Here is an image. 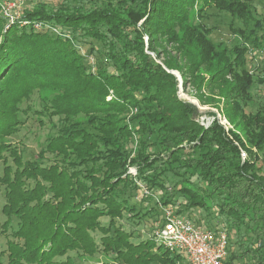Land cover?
<instances>
[{"label":"trees","instance_id":"trees-1","mask_svg":"<svg viewBox=\"0 0 264 264\" xmlns=\"http://www.w3.org/2000/svg\"><path fill=\"white\" fill-rule=\"evenodd\" d=\"M119 2L86 12L39 4L10 25L0 15V214L7 239L0 264L3 257L5 264H185L153 238L132 242L117 224L124 213L142 214L125 195L138 189L137 179L149 191L172 183L175 195L160 201H176L177 213L214 202L236 236L226 263L264 264V104L253 114L244 111L253 86L247 57L262 48L257 33L264 19H253L249 0ZM211 8L252 21V31H235L251 48L212 43L202 24ZM78 38L102 45L95 72L72 44ZM169 71L197 92L216 91L225 117L250 146L248 159L241 161L217 121L207 128L197 122L201 113L177 97ZM34 92L42 103L38 114L62 123L35 160H24L8 139L22 124L20 104ZM158 162L179 180H169Z\"/></svg>","mask_w":264,"mask_h":264},{"label":"rangeland","instance_id":"rangeland-1","mask_svg":"<svg viewBox=\"0 0 264 264\" xmlns=\"http://www.w3.org/2000/svg\"><path fill=\"white\" fill-rule=\"evenodd\" d=\"M119 1L120 0H25L22 9H31L34 6L42 4L50 9H56L55 7H77L78 9L86 12L94 8H98L105 3H111V5L117 6L120 4ZM249 2L254 9V13L252 15L253 19L255 21H262L264 19V0H249ZM194 17V23H198V17ZM202 24L211 31L209 33V37L215 45L221 44L230 49L238 44L245 43L247 47L251 48L248 41L239 38L235 31L244 30L247 33L248 31H252V21L243 22L240 19L231 17L225 12L211 8L204 13ZM262 25H264V21H262ZM257 37L261 42L262 48L253 51L251 50V53L247 57L245 67L246 70L250 72L253 80V86L249 91V96L251 98L250 104L244 106V111L248 114L255 113L258 107L261 104H264V29L258 31ZM63 38L65 39V37ZM250 40H252V38ZM71 42L75 46V49L85 57L84 60L89 70L91 69V71L95 72V68L99 63L97 51L102 50V45L96 41H88L83 38H78L75 42ZM144 42L145 44L147 43L146 36H144ZM165 46L167 53L172 56H177L174 51V45L167 44ZM91 49L93 50L92 54L89 52ZM156 49L158 51L161 48L157 46ZM147 53L154 59V53ZM159 62H163V58H161ZM174 76L177 80L176 94L179 93L182 100L193 104L198 111L200 110L199 112H201V115L198 116L197 119L201 116L209 117L210 115H206L209 114L206 113L209 111L213 112L214 115L216 114L218 118L217 122L220 126H222L225 135L234 142L240 153L245 154V159H248L245 148L249 149L250 146L246 142V138L243 133L235 128L234 125L231 124V122L225 117L224 101L220 97L216 95L214 96L213 93L216 91H209L202 88L201 92H197L191 83H183L182 76L178 72L175 71ZM198 94L203 95L204 98L208 97V104L204 102V99L203 101L198 99ZM211 98H213L214 101L212 100L211 102ZM19 108L21 110L20 119L22 124L20 125L18 132L9 137L8 141L12 144V146H16L18 150L21 151L24 160H35L40 150L45 147L47 138L57 133V130L61 127L62 121L60 117H52L50 119L47 116H40L38 114L42 111V103L37 92H34L27 100H23ZM234 136L239 138V142L235 141ZM251 150L255 152V149L252 148ZM48 161H44L43 163L47 164ZM262 163H264V161ZM155 167L159 170H165V175L169 178V180H179L178 178L173 177L172 173L168 170L169 166L167 164L158 162L155 164ZM173 167L174 166L170 168ZM148 174H151V172H148ZM136 177L138 176L136 175ZM136 177L133 179L134 181H136ZM136 183L138 184V189H127L125 190V195L129 196L128 202L131 206L135 207L136 213L142 214L139 215V217H136L132 214L124 213L123 219L116 221L117 224H119L126 232L132 235V242L134 243L152 238V224L155 221L160 220L162 215L161 210L158 207V204L161 203L160 199L163 196L175 195L172 183H167L165 189L159 190V188H156L152 191L148 190L144 182H140L137 179ZM144 190L148 191V194L144 195L145 201L140 199ZM3 202V196L0 194V204H3ZM181 202L183 201L181 200ZM174 204L176 207L177 202L174 201ZM206 204L208 206L207 210L201 209L198 211L197 209H192L190 212L183 210L182 215L189 217L196 225L201 226L202 228L209 229L214 228L216 225H225L224 219L218 217L216 214L217 209L214 202L207 201ZM4 221L5 217L0 214V251L6 248L5 244L7 241L6 236L1 233V225ZM101 221L106 224L108 220L104 218ZM235 239V233L233 231L229 232V240L231 241L233 247H236L234 244ZM161 250L163 249L161 248ZM2 262L5 264V257L2 258Z\"/></svg>","mask_w":264,"mask_h":264},{"label":"built area","instance_id":"built-area-1","mask_svg":"<svg viewBox=\"0 0 264 264\" xmlns=\"http://www.w3.org/2000/svg\"><path fill=\"white\" fill-rule=\"evenodd\" d=\"M24 1H0V15L7 20L8 25L17 22L21 18ZM26 24V22L21 23V25ZM41 25L35 24L34 27L39 29ZM53 31L58 34L56 29H53ZM177 97L181 99L179 93ZM206 115L210 116H201L197 119V122L204 128L218 120L217 115H214L213 112ZM245 157L244 153H240L241 161L245 160ZM128 174L135 179L137 171L135 168L130 167L128 168ZM142 194L146 195L148 191L144 190ZM158 207L162 215L160 220L152 224V238L165 250L172 255H180L185 264H227L229 231L225 225H216L214 228L209 229L202 228L189 217L177 213V208L174 205L159 203Z\"/></svg>","mask_w":264,"mask_h":264},{"label":"water","instance_id":"water-1","mask_svg":"<svg viewBox=\"0 0 264 264\" xmlns=\"http://www.w3.org/2000/svg\"><path fill=\"white\" fill-rule=\"evenodd\" d=\"M169 72L174 75V72H172V71H169Z\"/></svg>","mask_w":264,"mask_h":264}]
</instances>
